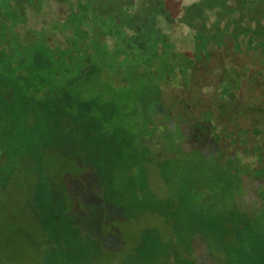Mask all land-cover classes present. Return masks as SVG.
I'll return each instance as SVG.
<instances>
[{
  "label": "rangeland",
  "instance_id": "374dc122",
  "mask_svg": "<svg viewBox=\"0 0 264 264\" xmlns=\"http://www.w3.org/2000/svg\"><path fill=\"white\" fill-rule=\"evenodd\" d=\"M7 1L0 0V43L11 41L19 61L9 66L0 54V264H264V195L256 202L257 194L246 191L248 166L216 143L222 129H235L220 116L218 98L190 111L193 119L214 114L215 133H205L203 121L180 118L186 140L209 150L199 157L185 154L176 130L166 138L165 129L149 125L162 89L143 79L142 60L118 63L114 51L98 45L113 43L105 42L107 34L83 22L106 19L105 6L91 8L93 0H73L74 5L49 0L58 18L51 23L78 21L76 47L67 46L62 34L48 32L47 16L28 10V25L41 27L48 44H65L73 57H65L58 46L53 60L42 45L22 41L24 23L10 34L3 31L4 18L25 19L24 0H14L17 8ZM200 1L126 3L121 10L126 11L121 13L125 46L116 52L128 58V49L145 32L178 36L180 50L183 37L195 59L194 48L204 52V67L214 78L220 70L211 68L210 59L218 60L221 39L230 34L236 39L232 54L262 56L264 63V0H207L195 8ZM82 41L89 44L85 54ZM182 67L177 62L170 69ZM12 83L16 90H8ZM40 83L46 84L41 94L27 95ZM124 103L133 113L143 108L148 125L142 135L158 133L154 145L142 141L136 128L134 137H124L123 116L111 131L104 130L102 121H110V113L117 114ZM93 106L101 118L90 114ZM256 107L264 109L263 98ZM190 256L196 261L187 260Z\"/></svg>",
  "mask_w": 264,
  "mask_h": 264
},
{
  "label": "trees",
  "instance_id": "16d2710c",
  "mask_svg": "<svg viewBox=\"0 0 264 264\" xmlns=\"http://www.w3.org/2000/svg\"><path fill=\"white\" fill-rule=\"evenodd\" d=\"M11 2L9 0V5L11 8H17V3L12 0ZM66 1V0H65ZM73 4V0H68ZM139 0H93L92 6L98 8V6H105L107 13V18L104 20L93 18V19H84L83 22H89L92 23L93 27L96 31H99L100 34H107L106 37H104L105 42L109 41L110 39L114 43H110L106 45V47L102 46L101 43L98 44L102 48H104L107 51H114L116 54L114 56L115 60L118 63H130V62H136L139 60H142V73L141 76L144 80L148 81L147 79L152 80V83L157 82L159 87L162 89L161 95H159L158 100L159 105H156V108H153L152 112L149 116L152 118V123L149 124L150 126L155 124L154 119H156L157 115L159 114H167L169 116H178L180 118L187 117V114L190 115L191 109L197 110V109H205L207 106L212 105L215 103L216 98L219 100L221 104V115H224L227 120L230 122H233L234 128L231 133L230 130L222 129L221 131V139L219 138L216 140V143H222L224 148L227 150V154L233 158L235 154L238 151L240 144L238 142V133L240 123L242 120L246 119V124L248 121H250V115H245L243 118L239 117V111H240V99H239V91L241 88V85L245 82V79L248 78L251 74V71H255L259 74H261L264 70L262 56H256V59H253V61H257L255 63V67L252 69L250 62V57L248 55L242 52H234L232 54V46L234 43H236V39L234 36H231L230 34H227L226 37H223L221 39V49L218 60L216 59H210L212 60V66L211 68L215 69L218 67V70H220V64H225L224 70L214 78H211L209 76V73H207L208 69L204 67V63L208 60L207 58H204L203 54L204 52H201L199 47L194 48L198 50V54L196 55V59L194 58V53L192 54L191 48L189 43L186 41H183V48L178 49V41L180 40L178 36H171V35H162L159 33H149L145 32L144 36H142L141 40L137 43H134L131 45V47L128 49L129 55L128 58L124 59L122 58L121 54H118L116 51L121 47L125 46V43L123 42V38L125 35L124 32V23L121 17V13H126L125 10L121 11L124 5L130 4L134 5ZM207 0H201L198 3L194 4L195 8H199L202 6V4ZM113 2V4H111ZM187 6V5H186ZM51 5L49 0H24V15L25 19L23 21H16L13 23L10 22V20H6L5 18L1 20L2 26L4 28L3 31L12 33L14 25L22 24L24 23V31L25 34L22 37V41L28 43V46L37 45L40 44L43 46L42 51L47 57H51V59H55L56 57V50L58 46H61L59 42L57 44H48L46 40L44 39L45 32L41 30V27H31L28 25L29 19H28V10L31 8L34 10V13L36 15H45L47 16L46 19H48L51 22L54 18L58 19L56 17V13L51 11ZM79 12V11H78ZM92 12L93 9H92ZM165 13L169 14L168 9H165ZM5 20V21H4ZM61 21V20H59ZM74 24L71 25H54L53 23L50 24L48 32L54 36V34H62L63 38L66 39V45L68 46H79V39L76 35V32L80 28V26L77 25V20L72 21ZM107 24H110V27H107ZM39 27V28H38ZM65 27V28H64ZM66 29V30H65ZM65 30V31H64ZM94 31V33L97 35L98 33ZM146 31V30H145ZM65 33V34H64ZM177 35V34H176ZM34 36V39H33ZM95 37V36H94ZM4 38V36H3ZM140 39V38H139ZM21 40V38H20ZM93 40V37H92ZM2 41V40H1ZM5 41V38L4 40ZM2 41V42H3ZM177 41V43H176ZM2 42L0 44H2ZM94 43H96L93 40ZM106 42V43H107ZM5 45H2L0 48V54L4 55L5 61L9 66H13V64H17L19 61L18 56H16L13 53L12 50V42L11 41H5ZM253 44V42L251 43ZM157 46V51H154L157 54H160V57H157L159 59H155L153 55V51H151L152 46ZM82 46L84 47V54L86 51V48L89 46V44H86L85 41H82ZM91 46V45H90ZM62 48V46H61ZM261 48V47H260ZM193 49V50H194ZM228 49V50H227ZM67 52V55L65 54V57L68 58V56H71L69 50H65ZM152 52V53H150ZM106 55H108L106 53ZM163 55L168 57L166 60L163 58ZM72 57V56H71ZM73 58V57H72ZM25 59V58H24ZM23 60V59H22ZM21 60V62H22ZM192 62L191 64H187V62ZM217 61V62H216ZM243 61H246L243 65ZM181 62L183 64L182 70L178 69H170V66L174 63ZM216 62V63H215ZM24 63V62H23ZM202 63V64H200ZM247 63V64H246ZM199 64V65H198ZM26 66V64L24 65ZM205 69L204 74L201 72ZM8 70V69H7ZM25 71L24 69H22ZM3 71V70H2ZM13 71V68H12ZM210 72V70H209ZM1 74V72H0ZM44 86H46L45 83H40L38 85L33 84V88L27 91V95H29L31 92H33V95H39L41 92L45 89ZM176 87L177 91H180V95H176L177 91H173V88ZM8 90L10 88L15 87V83H12L11 86L7 87ZM245 96V95H244ZM246 97V96H245ZM244 97L243 100H246ZM213 100V101H212ZM210 101H212L210 103ZM247 102V101H246ZM244 102V103H246ZM242 107H245L243 105ZM248 104V103H246ZM96 106V105H95ZM205 107V108H204ZM94 108V109H93ZM94 112H90V114H93L92 116L95 118L97 115L101 118L102 115L99 113L98 107L93 106ZM96 108V109H95ZM118 110H120L117 114L114 112H111L110 114V121H102L104 129L106 127L112 128L113 122L116 121L117 117H121L123 115H127L129 113L130 116H134L136 113H133V110L127 105V103L119 104L117 107ZM143 110V109H142ZM141 109L139 110V112ZM150 111V110H149ZM148 111V113H150ZM204 110H202L203 112ZM139 112L137 115H139ZM193 112V111H192ZM134 114V115H133ZM143 110V115H144ZM97 116V117H98ZM191 116V115H190ZM223 116V117H224ZM192 123H196L197 121H205L206 115L201 114L198 118H192L189 117ZM209 122H215L216 118L214 117V114H211V117L209 116ZM112 119V120H111ZM104 120V119H103ZM154 122V123H153ZM173 122L178 123L177 126L179 127V133L178 138L180 141L186 140V132L181 129L180 119L175 120ZM101 123V122H100ZM214 124V123H212ZM245 124V125H246ZM226 125V123H224ZM244 125V126H245ZM176 126L175 123H172V127ZM262 124H260V128ZM119 128V127H118ZM134 128H136L139 131L138 127H133L132 124L129 126L127 125H120V129L123 131L124 137H134ZM213 128V129H211ZM244 128V127H243ZM166 129V128H162ZM216 127L213 125H210L209 133H215ZM262 131V129H260ZM260 131V132H261ZM140 132V131H139ZM207 133V132H205ZM147 139L150 140L153 144L158 141V133H151L150 135H146ZM166 138L167 135L164 134ZM119 137L125 142V138H122L120 135ZM195 141V140H194ZM194 145V144H193ZM248 144H244V147ZM196 150H194L193 153H195L196 157H199V155H203L201 152L203 151V147L197 145L195 143L194 145ZM249 147V145H248ZM222 148V149H224ZM206 150V149H205ZM208 151V150H206ZM172 152L171 150L169 153ZM191 152V153H192ZM189 154V153H185ZM170 155V154H169ZM171 157H174V155H170ZM254 158H257L256 160L261 161L262 163L258 164H246L247 172L244 173V178L248 182L246 184V191L255 192L254 194H257L256 202H262L263 195H264V148L260 150H255V153L253 154ZM226 170H228L225 167ZM257 181V183H255ZM261 204V203H260ZM187 260L196 261V256H190Z\"/></svg>",
  "mask_w": 264,
  "mask_h": 264
},
{
  "label": "flooded vegetation",
  "instance_id": "af4514ba",
  "mask_svg": "<svg viewBox=\"0 0 264 264\" xmlns=\"http://www.w3.org/2000/svg\"><path fill=\"white\" fill-rule=\"evenodd\" d=\"M63 40H64L63 42L65 43L66 39L63 38ZM65 47H66L65 44L64 45L62 44V48H64V50L66 49ZM253 59H256V57H252L250 62H249L252 69L256 66L255 63H257V61L255 62V61H253ZM245 62L246 61H243V63H241V64L243 65ZM263 66H264V63H263ZM224 67H225V64H220V73L222 72V70H224ZM173 91L174 92L177 91L176 87L173 88ZM239 94H240L239 99H240V103H241L240 104L239 117L243 118V116H245L246 114L250 115V121H248L246 124V119H244L240 123L241 127L239 128V133H238V142L240 144V147L238 149L239 152H237V154L244 161V163L255 164V161L257 159V158L253 157L255 150L257 151V150L264 148V109L259 110L256 107V105L259 103V100L261 98L264 99V70L261 74L255 72V71H253V72L251 71L250 76L248 78H246L243 85H241ZM176 95H180V91L179 92L177 91ZM244 97L246 100H243ZM244 102H246L248 104H246ZM242 103H244L243 105H245V107L241 106ZM144 113H145V111H144ZM146 115H147L146 113L143 115V110H141L139 112V115L135 114L133 117L130 116L129 113H127V115H123V117H125L124 120L125 119L127 120V124L125 122H122L123 120L121 121L122 124H126L129 126L131 124V120H132L133 126L137 125L136 127L139 128L140 132H138V133L140 134L141 138L143 139L142 141H145L147 139L146 136L142 135V133H144V129L146 128L145 125H148V124H146V122H147ZM187 117H191V116L187 114ZM208 117H209V115H206L205 121L203 123L205 125L206 124L208 125V127L204 130V132H207V134L210 135L209 130H210L211 124L209 122ZM160 118H162V119H160ZM165 118L168 119V124H167V122L164 121ZM177 119L179 120L180 117L169 116L167 114H159V115H157V118L154 119L155 124H153L151 126H155L157 124V129L166 128L165 134L167 136L172 134L171 130H173V131L176 130V137L178 138V133H179V127L177 126L178 123L173 122ZM172 123H175L176 126L172 127ZM260 124H262V126H261L262 128H260ZM111 129H112L111 127L110 128L106 127L104 130H107V131L110 130L111 131ZM260 129H262V131ZM210 138L211 137H207V139H210ZM254 139H255V143L253 144V142H251L250 140L254 141ZM177 140L180 144V148L182 149L181 150L182 152L192 154L191 153L192 151L194 152V150L198 149L194 146L195 143H197L196 141H193V143H190L189 141L185 142V141H180L179 139H177ZM219 144H222V143H219ZM244 144H248L249 147H248V145L244 147ZM220 147L224 148L223 144L220 145ZM200 148H202V147H200ZM245 151H248V154H246ZM204 152H207V151L205 149H203V151L201 153H204Z\"/></svg>",
  "mask_w": 264,
  "mask_h": 264
}]
</instances>
